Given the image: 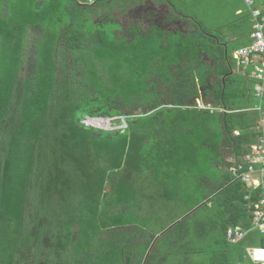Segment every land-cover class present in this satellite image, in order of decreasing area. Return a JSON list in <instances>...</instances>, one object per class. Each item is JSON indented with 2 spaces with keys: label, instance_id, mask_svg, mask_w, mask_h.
Segmentation results:
<instances>
[{
  "label": "trees",
  "instance_id": "1",
  "mask_svg": "<svg viewBox=\"0 0 264 264\" xmlns=\"http://www.w3.org/2000/svg\"><path fill=\"white\" fill-rule=\"evenodd\" d=\"M143 1L0 0V264L254 263L247 236L227 238L256 229L262 193L230 171L261 135L233 56L252 17L230 48ZM163 29L193 37L205 68L166 52Z\"/></svg>",
  "mask_w": 264,
  "mask_h": 264
},
{
  "label": "built area",
  "instance_id": "2",
  "mask_svg": "<svg viewBox=\"0 0 264 264\" xmlns=\"http://www.w3.org/2000/svg\"><path fill=\"white\" fill-rule=\"evenodd\" d=\"M94 2L95 0H85ZM251 8L253 20L251 43L237 48L233 52L238 72L248 74L253 79V93L257 98L255 109L260 116L255 129L261 134L259 141L252 145L250 152L240 157L230 168L231 174L252 189H262L259 206L253 211V227L264 235V13L255 6V0H245ZM112 119L109 117L88 116L83 122L86 125L110 128ZM239 134V131H236ZM248 229L240 226L229 227L227 238L232 243L245 239ZM251 259L256 264H264V246L251 250Z\"/></svg>",
  "mask_w": 264,
  "mask_h": 264
},
{
  "label": "rangeland",
  "instance_id": "3",
  "mask_svg": "<svg viewBox=\"0 0 264 264\" xmlns=\"http://www.w3.org/2000/svg\"><path fill=\"white\" fill-rule=\"evenodd\" d=\"M157 3V0H154ZM174 4V8L189 18H195L201 22L207 31L216 32L219 37L229 41L230 48L241 45L238 36L245 30L251 19V8L245 0H168ZM240 12L237 13V10ZM163 22V21H162ZM243 22V23H242ZM167 23V22H166ZM244 26H242V24ZM165 27V26H164ZM168 30V29H167ZM166 30V31H167ZM163 29L155 31L156 40L161 42L166 39V52H176L179 57L190 64L196 70H203L206 66V56L197 45L193 37H188L182 32H168ZM249 37V36H248ZM30 49H34L30 42ZM149 59L151 56H147ZM245 79V75H238ZM200 107H203L199 101ZM84 120V119H83ZM263 235L257 229H251L240 247L250 255L251 250L260 245ZM251 262V261H250ZM251 264H256L252 263Z\"/></svg>",
  "mask_w": 264,
  "mask_h": 264
},
{
  "label": "crops",
  "instance_id": "4",
  "mask_svg": "<svg viewBox=\"0 0 264 264\" xmlns=\"http://www.w3.org/2000/svg\"><path fill=\"white\" fill-rule=\"evenodd\" d=\"M172 10L173 11L175 10L176 12H178L174 8V4L172 2H169L168 0H157V3L154 0H144L143 3L140 4V6L137 8L138 13H142L144 16H147L148 19L149 18L155 19L156 16H154V14L157 12L169 13ZM239 12H240V9L237 10V13H239ZM157 17L162 18L161 16H157ZM175 19L177 21L180 18L176 17ZM241 74L246 75V76L248 75V74H244V73H241ZM252 81H253V79H252Z\"/></svg>",
  "mask_w": 264,
  "mask_h": 264
}]
</instances>
